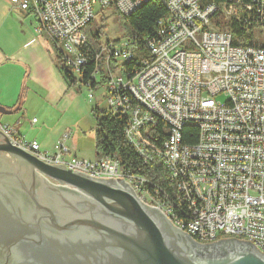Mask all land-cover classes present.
<instances>
[{
    "label": "built area",
    "instance_id": "built-area-1",
    "mask_svg": "<svg viewBox=\"0 0 264 264\" xmlns=\"http://www.w3.org/2000/svg\"><path fill=\"white\" fill-rule=\"evenodd\" d=\"M144 1L9 0L35 17V32L53 41L75 77L86 65L83 26L111 3L128 15ZM159 1L167 14L142 47L104 40L95 58L105 55V107L126 116L124 135L144 161L157 158L166 168L176 189L171 204L153 200L142 188L145 179L123 170L115 157L82 159L62 144L47 151L1 121L0 131L43 162L123 178L199 243L236 237L264 252V0ZM141 48L147 56L127 70ZM99 75L95 66L91 79ZM219 94L223 100L215 99ZM159 120L167 125L161 147L141 132ZM185 126L197 129L195 143L182 142Z\"/></svg>",
    "mask_w": 264,
    "mask_h": 264
},
{
    "label": "water",
    "instance_id": "water-1",
    "mask_svg": "<svg viewBox=\"0 0 264 264\" xmlns=\"http://www.w3.org/2000/svg\"><path fill=\"white\" fill-rule=\"evenodd\" d=\"M0 153V249L13 264H264L250 240L197 242L123 178L43 162L1 131Z\"/></svg>",
    "mask_w": 264,
    "mask_h": 264
},
{
    "label": "trees",
    "instance_id": "trees-1",
    "mask_svg": "<svg viewBox=\"0 0 264 264\" xmlns=\"http://www.w3.org/2000/svg\"><path fill=\"white\" fill-rule=\"evenodd\" d=\"M108 7L111 9L110 13L114 14L116 21L119 23L122 39L140 47H142L143 41L146 38L156 33L157 22L167 14L166 7L159 0H145L128 15L120 12L113 3ZM105 17H109V15H105L103 9H101L99 10V26H97V29L95 31L90 29L88 33L86 31L93 19L82 28V32L86 37V43L81 47V52L86 57V65L81 69L77 77L72 75L69 68L64 64L60 52L54 46L56 54L53 60L68 86H76L79 89L81 86L79 84H83L84 86L89 85L91 90L105 86L108 78L102 69L105 55L101 54L95 58L97 53H101L102 41L100 39ZM238 27V25L233 26L234 33L237 35L241 34ZM106 40L108 41L109 39ZM111 40L117 42L119 38ZM234 44L252 45L253 43L251 41L241 43L235 41ZM146 56L147 52L141 48L137 53V57L132 59L126 66L124 65L125 68L130 70L139 57ZM95 66L100 71L98 80L91 79ZM91 113L95 121L94 152L96 158L101 156L115 157L123 170L145 179L142 188L148 192L153 200L161 202L164 205L171 204L174 200L176 189L173 184L168 182L166 168L157 158L145 162L132 144L128 142L124 135V129L127 125L126 116L114 112L105 106H95L91 109ZM166 127V123L162 120L157 121L155 124H147L141 130L142 136L153 145L161 147L166 137ZM181 133L183 143L193 144L196 142L197 129L194 127L185 126L182 128Z\"/></svg>",
    "mask_w": 264,
    "mask_h": 264
},
{
    "label": "crops",
    "instance_id": "crops-1",
    "mask_svg": "<svg viewBox=\"0 0 264 264\" xmlns=\"http://www.w3.org/2000/svg\"><path fill=\"white\" fill-rule=\"evenodd\" d=\"M34 26L32 14L12 8L9 0H0V105L6 109L17 108L10 113L14 116L5 123L14 124L18 133L26 138L24 133L27 130L21 127L19 114L24 117L27 113L44 112L41 115L45 116L42 126L35 128L31 125L37 120L31 121L29 126L36 131L47 127L51 138L42 142L36 138L26 139L35 140L41 149H46L48 142L52 141L50 147H55L56 141L63 140L67 133L66 126L60 127L58 119L54 118L57 117L55 113L61 118L73 103L79 102V94L73 89L76 86H68L64 81L50 54L47 40L35 32ZM105 94L103 90L101 96L105 98ZM31 106H36V110ZM49 118L55 122L50 127L45 123ZM76 138L69 135L66 141L71 142V148L68 146L70 153L78 156L75 152Z\"/></svg>",
    "mask_w": 264,
    "mask_h": 264
},
{
    "label": "rangeland",
    "instance_id": "rangeland-1",
    "mask_svg": "<svg viewBox=\"0 0 264 264\" xmlns=\"http://www.w3.org/2000/svg\"><path fill=\"white\" fill-rule=\"evenodd\" d=\"M97 7L98 6L94 4L95 11L98 10ZM103 12L105 15H109V17H105V21L103 23V29L101 30L102 34H101L100 41L103 42L106 39L111 40V39H115L118 37L119 40L117 41V43L121 42L122 37H121V32L119 30V23L116 21L114 14L110 13L111 9L109 7L104 8ZM32 18L33 17H31V19ZM97 26H99V11L94 15L91 24L87 27L86 29L87 33H88V30L90 29L92 31H95L97 29ZM40 36L44 37V39L47 40L48 49L50 50V54L51 56L54 57V55L56 54V50L54 48L53 41L51 39H48L44 35H40ZM73 89H75L79 94V102L77 104L73 103L72 107L66 110V112L61 116V118H58L60 115H58V113H55L57 117H54V118L58 119V123L60 127L66 126L65 132H67L63 135V140L56 141L55 146L62 144L66 146L67 148L68 146L71 148V142L69 140L66 141V139L68 138L69 135L70 136L73 135L77 137L76 138L77 145L75 147V150H76L75 152L78 155L77 157H80L83 159L94 158L95 156V152H94L95 121L91 113V109L95 106L97 107L105 106V98L101 96L103 92V88H97L91 91L89 88L85 86H80L79 89L77 87ZM89 93L93 95L92 99H89ZM223 97H224L223 94H219L215 97V99L223 100L224 99ZM35 107L31 106L30 108L31 109L34 108L36 110ZM44 114H45L44 112L27 113V115H25L24 117H22L21 114H19L18 118L20 119L19 122L21 123V127L27 130L24 133L26 138H36L38 142H42L46 138L48 140V137L51 138L50 131H48L47 127H45V129H42L40 131H36V130L31 129V127L29 126V123H32L31 122L32 117H35L37 120V123L35 122V123H32L31 125L37 128L41 124V121L45 119V116L42 117ZM13 116L14 114H0V121L3 123L8 122V120H10L11 117ZM45 123L48 127H50V126H53V123L55 122L54 120H52V118H49L45 121ZM40 126H42V124ZM28 140H31V139H28ZM52 140L54 142V139ZM47 146L49 147H47L44 150L52 151V148L54 147V146L50 147L52 146V141L51 143L48 142ZM145 200H147V202L149 203L147 198H145Z\"/></svg>",
    "mask_w": 264,
    "mask_h": 264
},
{
    "label": "flooded vegetation",
    "instance_id": "flooded-vegetation-1",
    "mask_svg": "<svg viewBox=\"0 0 264 264\" xmlns=\"http://www.w3.org/2000/svg\"><path fill=\"white\" fill-rule=\"evenodd\" d=\"M2 155L0 153V172L2 171L1 167H2ZM8 190H10L9 192L14 191L13 187H8ZM23 192V191H22ZM23 194H25V192H23ZM25 197V195L23 196ZM5 197H3L2 195H0V204L1 202H4ZM12 198V197H11ZM231 237H225L222 239H230ZM0 264H13V260L10 254V250H8V245L4 244L1 249H0Z\"/></svg>",
    "mask_w": 264,
    "mask_h": 264
}]
</instances>
